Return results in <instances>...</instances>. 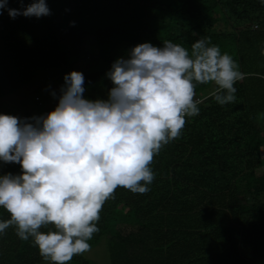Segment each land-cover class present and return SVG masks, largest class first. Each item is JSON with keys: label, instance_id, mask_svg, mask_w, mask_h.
<instances>
[{"label": "trees", "instance_id": "1", "mask_svg": "<svg viewBox=\"0 0 264 264\" xmlns=\"http://www.w3.org/2000/svg\"><path fill=\"white\" fill-rule=\"evenodd\" d=\"M218 1L226 18L210 0H50L57 10L49 18H13L7 9L0 15V27L21 25L0 36V97L19 91L36 67L62 71L63 85L66 74L79 71L82 48L91 40L100 51L123 42L125 54L137 44L162 46L164 40L190 49L202 31L203 38L218 39L212 41L245 74L235 85L236 102L225 106L211 97L214 85H197L199 115L188 117L180 138L154 158L150 191L118 188L105 203L100 231L89 243L105 238L110 264H264V170L257 171L264 166V3ZM8 7L21 4L9 0ZM217 21L223 26L214 31ZM110 68L82 72L85 98H107ZM6 173L20 174L21 166L0 162V175ZM7 219L0 208V220ZM41 260L31 238L22 241L14 227L0 234V264Z\"/></svg>", "mask_w": 264, "mask_h": 264}, {"label": "clouds", "instance_id": "2", "mask_svg": "<svg viewBox=\"0 0 264 264\" xmlns=\"http://www.w3.org/2000/svg\"><path fill=\"white\" fill-rule=\"evenodd\" d=\"M18 2L19 9L0 0V15L51 14L46 0ZM106 76L113 85L106 99L85 98L84 74L73 70L50 112L0 113V162L21 166L20 174L0 175V208L10 214L0 220V234L14 227L48 264L91 251L100 213L118 188L150 191L154 158L180 138L188 117L199 115L197 85H214L211 97L225 106L236 102L235 85L245 79L236 60L203 37L190 49L171 40L137 44Z\"/></svg>", "mask_w": 264, "mask_h": 264}, {"label": "rangeland", "instance_id": "3", "mask_svg": "<svg viewBox=\"0 0 264 264\" xmlns=\"http://www.w3.org/2000/svg\"><path fill=\"white\" fill-rule=\"evenodd\" d=\"M215 9L220 11V16L224 14L221 9H224L223 5L218 1L210 0ZM47 5L50 9L51 14L48 16H43L44 18L51 17L57 10V7L51 5L50 0H46ZM219 7V8H218ZM206 10V9H205ZM209 11V10H207ZM213 21L218 20V16L209 12ZM119 15V14H118ZM220 17V19H221ZM225 17V15H224ZM226 18V17H225ZM213 26L214 31L221 30L223 26L222 22L217 21ZM221 27V28H220ZM256 27V24L254 25ZM21 29L20 24L9 25L7 27H0V36L5 34H10ZM202 32V31H201ZM200 32V38L204 35ZM213 41H218L215 37L211 38ZM220 48L222 53H227L226 49L221 46V43L213 42ZM94 42L91 40L87 46H83L82 50L84 55L77 66L80 72L88 73V75H93L92 70L94 68H106L112 66L113 62L119 57L126 56L123 53V42H120L118 46L113 49L99 50L95 47H90ZM95 49L96 53L91 51ZM104 53V54H101ZM228 54V53H227ZM62 80V71L54 68L44 69L43 67H36L32 70L31 79L24 84L19 91L0 97V113L15 115L20 118L39 116L46 114L53 110L58 104V96L60 94V85ZM64 84V83H63ZM57 93V98L52 96V92ZM260 123H264V115L259 119ZM263 150H264V137L262 138ZM258 168V173L264 170V166ZM110 247L107 240L104 238L102 242L91 247V251L84 253V259H76L75 257L69 264H110L111 254ZM35 264H48L44 260L36 262Z\"/></svg>", "mask_w": 264, "mask_h": 264}]
</instances>
